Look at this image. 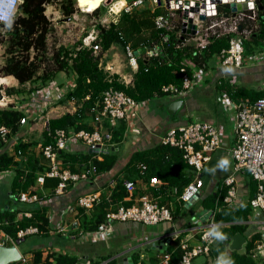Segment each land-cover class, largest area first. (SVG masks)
<instances>
[{
    "label": "built area",
    "instance_id": "2783aa9c",
    "mask_svg": "<svg viewBox=\"0 0 264 264\" xmlns=\"http://www.w3.org/2000/svg\"><path fill=\"white\" fill-rule=\"evenodd\" d=\"M121 1L124 3L119 4ZM145 0H103L101 5L107 8L106 18L101 21V26L107 27L109 24L116 23L121 13L131 12L145 6ZM153 7H147L152 14V22L158 31L157 38L146 44H143L138 50H134L130 43L124 47L126 61L129 66L128 71L120 72L119 69H113V61L107 59V53L100 54V45L96 42L97 31L92 30L86 33L82 38V46L92 50L93 56L98 57V67L102 68L108 75L116 74L118 81L125 87L133 85L134 73L138 70L139 59L157 58L160 54L167 53L169 50L175 52L187 48L188 53L183 56L178 63L177 70L181 74L180 86L169 83L161 86V91L169 93L174 98L183 97L192 88L203 82L207 65L199 64L197 61L200 54L208 49L213 38L222 36L228 37L227 47L222 48L214 57L217 58L221 67L240 68L245 61H255L264 59V51L255 53L250 57L244 58L243 36L248 35L249 31L243 29L239 31L241 23L246 20L255 21L257 15L256 0H150ZM253 3V8L241 11L231 10L230 4ZM17 0L15 11L10 17V23L17 14L19 5ZM100 5V6H101ZM227 7L229 15L219 13L220 7ZM157 7L161 8L160 13H156ZM80 9L82 7H79ZM186 21L184 22V16ZM203 15V18L200 16ZM70 20L71 17L66 18ZM54 20V18L52 19ZM194 33H187L188 24ZM5 21H0V31L8 28ZM182 28H185L182 31ZM171 35L176 39L170 44ZM190 47V48H189ZM137 53V54H136ZM171 63V59H167ZM9 76L0 77V108L12 106L23 112L19 123L25 125L30 121H38L45 118L44 126L48 119L52 118L49 113L53 110H62V114L75 113L82 105L73 99L62 102L65 96L73 86L74 81H66L59 84L57 81H51L47 85L33 92L30 96L20 98L16 95H9L6 88L10 86L7 83ZM235 78L230 79L234 84ZM88 95L84 98L88 99ZM180 100V98L178 99ZM217 102L227 111H230L229 119L232 121V133L235 140L231 147V157L233 160L232 171L227 175L223 183L227 187L224 203L230 205L236 197V175L246 171L257 182L255 194L249 200L252 210L261 214L262 220L259 222L257 231L259 237L255 243V253L264 251V96L255 100L235 101L231 98L226 90H219L216 96ZM173 101H176L175 99ZM143 105V101H136L128 96L124 91L110 87L102 92L100 102H95L91 107L94 114L92 130L79 129L69 130L56 129L53 134V142L46 145H39L38 154H40L47 163V169L44 173L39 174L37 182L42 185L45 177L57 178L58 183L54 189L55 195H60L67 188L69 183H75L79 180L89 182L94 174L93 169L82 168L78 172L71 171L68 167H63V162L58 154L61 150H68L70 143H83L89 148H109L114 146L112 141V128L115 127L119 120H124L126 114L131 109ZM49 107L51 109H49ZM58 114V116L62 115ZM107 122V125H105ZM110 127V128H109ZM223 127L214 120H190L185 124L177 125L169 129L162 138V143L181 150L182 159L193 168L194 176L191 181L183 187L181 193H177L176 188L166 187L157 177H150L148 182L139 178L140 188L137 189V182L125 181V196L117 204L112 203L111 191L106 196L109 203L102 222L96 229L87 231L89 242L97 243L108 241L112 236L113 225L118 222H138L144 225H157L163 222H173L175 217L183 209H190L196 201L200 199L201 190L204 187L202 170L210 161L212 153L216 152L223 145ZM0 139L7 144L6 150L13 151V155L21 157L19 151H14V140L9 136V129L0 126ZM96 158L101 160L102 153H92ZM137 168L141 176L144 175L147 165L138 163ZM115 187V186H114ZM113 187V188H114ZM112 188V189H113ZM198 195V198L195 197ZM14 199L26 203H47L45 196H39L36 192H21L13 196ZM102 194L99 191L88 192L79 195L76 204L73 207H66L62 213L75 212L82 208L85 213H89L94 205L100 203ZM187 202H191L186 206ZM210 210H205L203 215H207ZM88 214V215H89ZM31 217L30 211H25L19 215ZM196 218L194 215L192 219ZM187 229L173 230L165 235L156 236L151 240L119 250L108 257L95 261L88 256L76 258L74 264H128L127 257H131V264H150V256L144 252L138 251L140 247H145L152 251L156 250V262L154 264H169L171 255L167 252L170 244L176 242L181 250L180 260L176 264H195L194 259L201 255H208V261L198 264H216L217 259L209 256L211 247L215 240L218 223L213 220V213L208 214L204 219L197 218ZM76 230L82 233L85 231L77 226ZM74 224L72 226H74ZM59 229L62 231V226ZM73 228V227H72ZM69 232V231H68ZM40 233L37 226H29L19 229L16 233L18 241L29 234ZM14 243L8 234L0 229V244ZM161 247L162 250L159 249ZM135 255L129 254L134 252ZM137 251V252H136ZM59 253V252H57ZM42 256H45L42 254ZM22 261L25 260L21 254ZM119 262V263H118ZM58 264V263H53Z\"/></svg>",
    "mask_w": 264,
    "mask_h": 264
},
{
    "label": "trees",
    "instance_id": "16d2710c",
    "mask_svg": "<svg viewBox=\"0 0 264 264\" xmlns=\"http://www.w3.org/2000/svg\"><path fill=\"white\" fill-rule=\"evenodd\" d=\"M256 1L261 3L262 9L257 10L255 21L246 20L241 23L239 29L240 32L243 29L249 31L248 35L243 36L242 39L244 58L264 51V0ZM46 3H49V0H23L19 5L11 27L5 28L2 32L0 31V37L4 32H7V44L4 49L6 59L0 68V76L14 77L17 80L16 86L6 88L7 94L16 95L20 98L30 96L51 81H56L58 72H65L72 77L74 86L68 90L62 102L73 99L82 103L81 107L73 114L64 113L58 117L48 119L42 130L41 139L38 141L41 144L52 143L56 129L66 131L92 130L91 121H93L94 114L91 112V107L95 102H100L102 92L110 87L124 91L136 101H150L154 97L164 98L170 96L169 93L161 91L162 85L174 83L180 86L181 74L177 68L183 53H188L187 48L175 52L169 50L167 55L163 53L157 58L139 59L138 70L134 73L133 85L127 87L118 81L116 74L108 75L102 68L98 67V57L93 56L90 48L82 46L81 40L70 46H53L51 52H49L47 35L51 28L49 27V20L44 14ZM58 5L62 15L67 18L75 13L74 0H59ZM103 7L101 5L92 13L102 15L104 13ZM219 13L229 15V10L227 7L221 6ZM151 16L150 10L147 7H142L131 12L121 13L118 21L109 24L107 27H103L99 23L95 24L97 30L96 42L100 45V54L108 53L115 45L120 46L124 51L127 43H130L134 50H138L143 44L156 39L158 31L154 27ZM228 37L222 36L211 39L208 49L199 55L200 58L197 62L208 66V62L222 48L227 47ZM175 40L174 36L171 35L170 44L174 43ZM167 59H171L170 64L167 63ZM228 83L231 88L227 84L220 86V88L228 91L231 96L236 97L239 101H252L264 96L263 91L254 92L243 87H237L231 91L232 84L230 80ZM87 95L89 97L85 100L84 98ZM22 116L23 112L11 105L0 108V126L9 129L10 137H16L23 130V126L19 123ZM105 125H107V122H105ZM125 130V120H119L111 130L114 144L121 143ZM16 140L15 151H19L21 154L26 152L27 158L24 162L16 161V155L9 154L5 148L7 144L0 139V172L9 169L14 170L16 179L13 182V191L18 189L19 192H22L36 184V174L44 173L47 166L46 163H40L34 157V154L30 152L31 146L35 145L36 142L33 144L32 141L25 142L23 137L16 138ZM58 156L63 162V167H68L75 172L82 168H94V174L109 171L118 159L116 150L102 154L101 160L92 158L95 155L91 153H73L68 150H61ZM41 158L43 157L41 156ZM136 162L147 165L143 176L139 174L138 168L134 166ZM21 164H25V167L22 168ZM125 170L126 174L111 189L110 199L114 204L120 202L126 194L124 189L125 180L136 181L142 177L144 181L148 182L150 177H157L166 187L176 188L179 194L194 176L193 168L184 162L181 151L162 142L152 150L134 153ZM246 177H250L248 183L252 189L251 197H253L257 184L255 185L248 174ZM222 178L218 181L217 188L208 193V197L204 200V210H210L213 213L214 222L219 224L215 233H220L225 237L221 239L220 236L216 235L220 238V241L217 245H212L209 256L218 259L219 255L224 254L225 258L233 261V264H264V261H258L257 257L253 255L255 243L259 237L258 233L252 231L250 235L245 234L247 227L245 224L252 213L249 200L240 207L225 204L224 198L227 187L221 181ZM57 183V178L45 177L42 186L45 190L53 192ZM37 194L42 196L40 193ZM108 206L109 203L106 197H102L101 202L94 205L89 215L82 208H78L77 226L82 228L83 231L96 229L102 222ZM18 208L10 210L9 207L0 212V229L12 239H18L16 233L19 229L29 226H37L40 233H49L50 224L46 205L23 203ZM20 210L30 211L31 217L22 216L20 219H15L16 213ZM236 233L245 238L243 251H232L231 254L226 255V245ZM6 245H9V243ZM41 252L40 249H36L32 253V264H74L76 261L75 257L64 253L49 252L42 256ZM167 252L171 255L169 264H176L180 260L181 250L176 242L168 246ZM201 257L203 258L201 261H197L196 257L194 263L208 261V255H201ZM114 262L112 264H115ZM155 262L156 258H150V264Z\"/></svg>",
    "mask_w": 264,
    "mask_h": 264
},
{
    "label": "crops",
    "instance_id": "0c3cea01",
    "mask_svg": "<svg viewBox=\"0 0 264 264\" xmlns=\"http://www.w3.org/2000/svg\"><path fill=\"white\" fill-rule=\"evenodd\" d=\"M80 7L83 6L80 5ZM231 78H235L236 81L234 84H232L231 91H233L237 87H243L244 89L249 91L264 92V60L260 59L255 61H245L242 67L235 68L221 67L217 58L214 57L208 62L203 82L189 90L185 96L178 98H174L172 96H167L164 98L154 97V102L151 103L150 101H143V105H139L132 110L130 109L126 114V118L124 119L126 122V130L124 132L123 139L120 144L114 145L116 147L115 150L117 151V162L109 171L100 174H93L92 180H90L89 182L79 180L75 183H69L62 194L55 195L54 190L53 192L50 190H45L42 186L43 184L40 185L37 182V177L39 176V174H41V172L37 173V176L35 177L36 184L29 187L26 191L22 192L35 191L37 193H40V195L46 197L47 203L41 205L47 206V216L49 218L50 224L49 233H51L52 231H56L59 234L65 233L64 236L74 235V230L76 229H72L73 231L69 230L72 227H76L74 222L77 221L78 217L73 211H65L64 213H62L64 209L68 206L73 207L76 204L77 197L88 192L99 191L101 192L102 197L105 198L111 191V189L116 185L117 181L126 174L125 169L132 155L136 152L152 150L156 145L160 144L163 136L169 129L177 125L185 124L187 121L193 119L216 121L217 118L219 119L220 124L223 122L226 127V122H224L223 119L226 114L223 112L222 107L217 102L216 96L221 89L220 86L222 87V85L227 84L231 88L228 83ZM179 98L182 101L181 105L173 114L168 113L166 111L168 105L173 102L174 99L178 100ZM231 98L235 101H239L236 97L231 96ZM32 128L33 126L28 127L29 130H31ZM25 133H27V131L24 128V130H22L16 137H11V140H14V138L23 137V140L25 142L30 140L32 141L29 136H25ZM234 140V134L233 137L232 135L229 136V134L225 132L224 128L223 145L216 152L212 153L210 161L206 164L207 168L210 169V174L212 177L213 173H223L220 174V176H216L219 177L218 179L213 178V180L209 183L207 187L208 193L217 188V183L221 177H223L221 179V181L223 182L224 178L232 171L233 160L230 150L233 146ZM86 150V146L80 142H72L68 147V151L73 153L86 152ZM35 155H38V151L37 153H35ZM26 158L27 153L25 152L24 154H21V157H15V160L18 162H24ZM222 159H227L228 162L230 161V165H223L221 161ZM44 162L46 163V161L41 160V163ZM137 164L138 162L134 164L136 168ZM21 167L24 168L25 164H21ZM246 176L247 174H245L244 172L238 173L236 175V197L230 204V206L232 207H240L244 202H247L252 198V189L248 183L250 177ZM15 179L16 177H14V170L12 169L0 172V212L9 207L10 210L19 209L18 207H21L24 203L13 198L14 195H18L19 193H21L18 189V191H13V182ZM137 180L135 182H137L136 187L138 189L140 188V182ZM25 211L28 210H20L19 212H17L15 219H17L19 215ZM193 216L185 217L181 211L175 217L173 222L159 223L161 225L156 228L154 227L155 225H144L132 221L118 222L112 228L113 233L110 240L115 241V238H118L119 240L120 238H125L126 242L122 244L123 248L121 250L125 249L128 246L131 248L145 242L146 240H151L156 236L158 237L170 233L173 230L183 231V229H187L190 224L189 222L191 221ZM261 220V214L257 211L252 210V213L248 217V220L245 224L247 225L245 234L250 235L252 231L257 232L259 229V222ZM73 224L74 226H72ZM60 226H62V231L59 230L61 229L59 228ZM40 234L47 235L45 233ZM132 241H134V243H131ZM49 245H51V243ZM49 245L48 248L38 249L42 251L41 253L43 255H46L49 252H57L50 249V247L52 246ZM84 248L85 247H80L79 249L77 246L71 247V249L77 253L76 256L71 255L67 252L62 253L73 256L75 258H78L80 256H88L94 258V255L96 253L90 250V245L85 248V251ZM155 251L156 250H154L148 256H150V258H155ZM129 254H132V252H130ZM29 255L30 256L28 257H32L31 253ZM98 255L100 256V260L108 257V255L105 254ZM254 256L257 257L256 259L258 261H264V251L255 253ZM26 257H24L25 260L21 261V263L26 262ZM126 257H128V254L126 255ZM94 260L99 261L96 259Z\"/></svg>",
    "mask_w": 264,
    "mask_h": 264
},
{
    "label": "rangeland",
    "instance_id": "374dc122",
    "mask_svg": "<svg viewBox=\"0 0 264 264\" xmlns=\"http://www.w3.org/2000/svg\"><path fill=\"white\" fill-rule=\"evenodd\" d=\"M58 1L59 0H49V3L45 4V12L47 13V17L49 19V27L51 28V31L47 35L49 52H51L53 46L58 47L59 45H62V46L73 45L78 40L82 41V38L86 33L90 32L92 30L97 31L94 25L97 23L100 24L101 21H103V19L106 18V13H107L106 7H103L104 13L102 15H94L92 13L95 9L100 7L101 2L103 0L90 1L87 5L83 6L81 9L79 8L80 5H79L78 0H74L75 13L70 16L71 17L70 20H67L66 19L67 17L62 15V13L60 12V10L58 8V6H59ZM126 1H130V0H126ZM151 2L152 1H150V0H145L144 1L145 4L142 6L152 8L153 4ZM121 3H124V2L121 1L119 4H121ZM161 11H162V9L157 7L156 13H160ZM53 18H54V20H52ZM6 37H7V32H4L3 35L0 37V68L4 64V61L6 59V56L4 54V49H5L6 44H7ZM107 59L114 62V64H113L114 70L119 69L120 72L129 70V66H128L127 61H126L125 53L120 48V46H118V45L113 46L109 50V52L107 53ZM0 77H5V76H0ZM7 80H8L7 83L9 85H17V80L14 77H10ZM55 80L59 84H64V83H66V81L72 82V77L65 72H58L57 78ZM154 101H155V99L150 100L151 103ZM51 108L49 107V109H51ZM222 110L226 114V116L223 117L224 122H226V127L223 124V122L221 123V125L223 128H225V132L228 133L229 136L232 135V137H233V133H232L233 131L231 128L232 121H229L230 111L224 110L223 108H222ZM58 114H62L61 109L51 111L49 113V116L55 117V116H58ZM44 120H45V118H41L38 121L37 120L36 121H30L27 124L22 125L23 130L25 128V130L27 131V133H25V136H29L32 139V142L30 140V142L32 144L36 142L35 145L31 144L32 146H31L30 152L34 154V157H36L40 163H41V160H44V159L41 158V155H39V154L35 155V153H37V151L39 149V145H41V142H38V141H40L41 133H42V130L44 129V125H43ZM193 120H197V119H193ZM93 122L94 121H91V123H93ZM216 122L220 123L218 118L216 119ZM32 126H33V128L31 130H29L28 127H32ZM223 131H224V129H223ZM108 147H111V146H108ZM35 149H36V151H35ZM14 151H15V149H14ZM9 152L11 154H13L12 149ZM227 165H230V161L228 162ZM225 169H226V166H225ZM243 172L250 176V174L248 172H246V171H243ZM243 172H241V173H243ZM222 173L223 172L213 173V177H212L210 174V169H208L207 166L205 165L204 169L202 170V175H203V179H204V187L201 190L200 199L198 201H196L190 209H187V208L183 209L182 213L185 217H191L193 215H197L202 209L205 208L204 207V200L208 197L207 196L208 195L207 187H208L209 183L213 180V178L218 179L219 177H216V176L217 175L220 176V174H222ZM251 179L254 181V183L256 185L257 182L252 177H251ZM160 225L161 224H157L154 227L156 228V227H159ZM72 229H76V228L75 227L70 228L69 231H71ZM86 233H87V231L84 232L83 236H82V233H80L79 231H76V230H74V235H67V236H64L65 233L59 234L56 231H52L51 233H49L47 235L35 233V234H29L19 241L17 239H15L14 243L17 246V248L19 249V251L21 252V254L23 255V257H26L27 254H30V253L32 254L38 248H43V249L48 248V245L50 243H51V245H49V246H52V247H50V249L55 250V251L60 252V253L67 252V253H69L71 255H75V256L77 255V253L75 251H73L71 249V247L77 246L80 249V247L86 248L88 245H90V250L96 253L94 255V259L100 260V256L98 254H105V255L114 254L117 250H121L123 248L122 244L126 242L125 238H120V240L118 238H115L116 239L115 241L114 240H108L107 242L101 241V242H98L97 244H91L89 242V239H88L89 236H87ZM131 243H134V241H132ZM5 244H7V243H5ZM67 246H69V247H67ZM85 248H84V251H85ZM138 251L144 252L146 255H150V253L153 252L152 250H149L145 247H140ZM240 251H242V250H240ZM87 254H89V253H87ZM135 254H136L135 251L132 252L133 256ZM221 255L224 256V254H221ZM221 255H219V257ZM202 259L203 258L201 256H199V257H197L196 260L201 261ZM21 264H32L31 257H26V262H23Z\"/></svg>",
    "mask_w": 264,
    "mask_h": 264
},
{
    "label": "water",
    "instance_id": "95a60500",
    "mask_svg": "<svg viewBox=\"0 0 264 264\" xmlns=\"http://www.w3.org/2000/svg\"><path fill=\"white\" fill-rule=\"evenodd\" d=\"M107 2H109V0H107ZM257 9H262V5L261 3H257ZM230 7H231V10H233L234 12L235 11H241V10H247V8L249 9H252L253 8V3L252 2H249L248 4L246 3H237V4H233L231 3L230 4ZM201 18H203V15L200 16ZM186 21V15L184 16V22ZM190 22L191 20H189V24H188V29H186V32L187 33H194V30L192 28V30L190 29ZM185 28H182V31H184ZM137 54V53H136ZM182 101L181 100H176V101H173L171 102L166 111L170 114H173L176 109L181 105ZM116 149L115 146H111L109 148H99V147H95V148H89L86 150L85 153H102V154H107L109 153L110 151H114ZM198 198V195L195 197V199ZM191 202H187L186 203V206L190 205ZM203 213H205V210H201L196 216V218L192 219L193 221H197V218L201 217V219H204L208 214H211V212H207V215H203V217L201 216ZM191 223V221L189 222ZM220 241V238L219 237H216L214 242H213V245H217L218 242ZM245 244V238L239 234V233H236L234 234L230 241L227 243L226 245V249H225V252H226V255H229L231 254L232 251H239L240 250H243V246ZM160 250L161 247H159ZM27 257L30 256L29 254L26 255ZM21 253L20 251L18 250V248L16 247L15 243H10L9 245H1L0 244V264H9V263H17V264H21ZM127 263L128 264H131V257H127Z\"/></svg>",
    "mask_w": 264,
    "mask_h": 264
},
{
    "label": "clouds",
    "instance_id": "9594fccd",
    "mask_svg": "<svg viewBox=\"0 0 264 264\" xmlns=\"http://www.w3.org/2000/svg\"><path fill=\"white\" fill-rule=\"evenodd\" d=\"M19 2L22 3L23 0H19ZM16 3H17V0H0V21H5L9 27H11L10 17H12L14 14ZM221 161L223 165L228 164L227 159H222ZM216 235L220 236L221 239L225 238L220 233H217ZM216 264H233V261L221 255L220 257H218Z\"/></svg>",
    "mask_w": 264,
    "mask_h": 264
},
{
    "label": "bare ground",
    "instance_id": "6f19581e",
    "mask_svg": "<svg viewBox=\"0 0 264 264\" xmlns=\"http://www.w3.org/2000/svg\"><path fill=\"white\" fill-rule=\"evenodd\" d=\"M90 1H93V0H78L81 6L87 5Z\"/></svg>",
    "mask_w": 264,
    "mask_h": 264
},
{
    "label": "flooded vegetation",
    "instance_id": "af4514ba",
    "mask_svg": "<svg viewBox=\"0 0 264 264\" xmlns=\"http://www.w3.org/2000/svg\"><path fill=\"white\" fill-rule=\"evenodd\" d=\"M44 7H45V5H44ZM44 14L46 15V17H47V13L44 11ZM48 18V17H47ZM49 20V19H48Z\"/></svg>",
    "mask_w": 264,
    "mask_h": 264
}]
</instances>
